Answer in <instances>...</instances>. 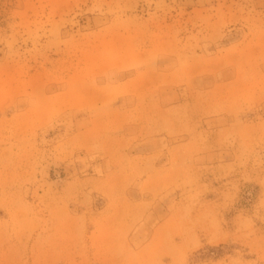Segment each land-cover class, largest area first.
Returning a JSON list of instances; mask_svg holds the SVG:
<instances>
[{"label": "rangeland", "instance_id": "1", "mask_svg": "<svg viewBox=\"0 0 264 264\" xmlns=\"http://www.w3.org/2000/svg\"><path fill=\"white\" fill-rule=\"evenodd\" d=\"M0 264H264V0H0Z\"/></svg>", "mask_w": 264, "mask_h": 264}]
</instances>
